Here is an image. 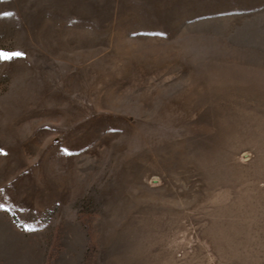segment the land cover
<instances>
[{"label":"rangeland","instance_id":"1","mask_svg":"<svg viewBox=\"0 0 264 264\" xmlns=\"http://www.w3.org/2000/svg\"><path fill=\"white\" fill-rule=\"evenodd\" d=\"M0 49V264H264V0H0Z\"/></svg>","mask_w":264,"mask_h":264},{"label":"snow or ice","instance_id":"2","mask_svg":"<svg viewBox=\"0 0 264 264\" xmlns=\"http://www.w3.org/2000/svg\"><path fill=\"white\" fill-rule=\"evenodd\" d=\"M25 54L21 51H7L0 49V62H11L16 58L23 57ZM3 150H0L2 152ZM67 151V149H65Z\"/></svg>","mask_w":264,"mask_h":264}]
</instances>
